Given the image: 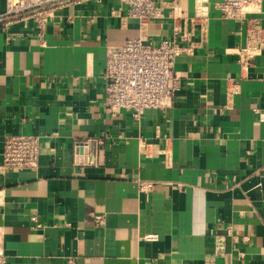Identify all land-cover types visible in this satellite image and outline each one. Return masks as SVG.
Masks as SVG:
<instances>
[{"label":"crops","instance_id":"0c3cea01","mask_svg":"<svg viewBox=\"0 0 264 264\" xmlns=\"http://www.w3.org/2000/svg\"><path fill=\"white\" fill-rule=\"evenodd\" d=\"M183 6L192 14L193 0ZM121 7L63 8L44 43L33 22L14 25L9 42L0 30V227L9 264H264V52L242 70L227 49L244 43L245 24L214 17L206 45L176 61L172 106L145 109L139 120L111 116L109 47L139 34L136 20L124 25L111 14ZM170 34L168 24H152L150 39ZM17 133L42 136L36 171L2 169L4 138ZM86 140L91 147L77 150ZM140 180L152 188L140 191Z\"/></svg>","mask_w":264,"mask_h":264},{"label":"built area","instance_id":"2783aa9c","mask_svg":"<svg viewBox=\"0 0 264 264\" xmlns=\"http://www.w3.org/2000/svg\"><path fill=\"white\" fill-rule=\"evenodd\" d=\"M103 0H6L0 13V30L7 42L16 38L11 28L16 24H35L37 36L44 43V34L57 12L76 4ZM122 7L111 14L122 24L136 20L139 34L119 46L109 47L104 79V106L111 116L129 111L139 120L145 109H166L172 106L180 87L181 76L175 71L177 59L206 45L210 21L214 17L234 19L245 24L243 44L228 48L237 56L242 70L249 69L264 52V0H193V12L184 10V0H120ZM152 24H168L171 34L158 42L150 39ZM39 134H7L4 138L2 169L5 171H36L41 154ZM101 142V139L98 140ZM89 140L77 143V150H88ZM150 143L143 140V152ZM166 166L172 164L171 152L165 150ZM76 154V159L78 156ZM153 183L139 181L140 191H148ZM36 220V217H34ZM104 223V216L96 217ZM0 264H9L4 246V231L0 227Z\"/></svg>","mask_w":264,"mask_h":264},{"label":"rangeland","instance_id":"374dc122","mask_svg":"<svg viewBox=\"0 0 264 264\" xmlns=\"http://www.w3.org/2000/svg\"><path fill=\"white\" fill-rule=\"evenodd\" d=\"M190 1V0H189Z\"/></svg>","mask_w":264,"mask_h":264}]
</instances>
